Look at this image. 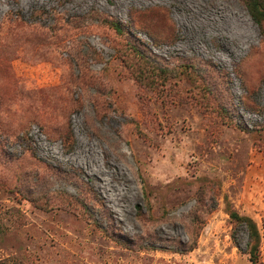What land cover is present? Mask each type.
<instances>
[{"label": "rangeland", "instance_id": "374dc122", "mask_svg": "<svg viewBox=\"0 0 264 264\" xmlns=\"http://www.w3.org/2000/svg\"><path fill=\"white\" fill-rule=\"evenodd\" d=\"M227 206L264 264V22L241 0H0V261L250 264Z\"/></svg>", "mask_w": 264, "mask_h": 264}, {"label": "trees", "instance_id": "16d2710c", "mask_svg": "<svg viewBox=\"0 0 264 264\" xmlns=\"http://www.w3.org/2000/svg\"><path fill=\"white\" fill-rule=\"evenodd\" d=\"M248 11L251 19L258 25L264 22V0H241ZM113 28L120 31V27L111 23ZM146 70L154 73L155 79L165 83L168 80V75L163 71L162 67L156 62L147 60L143 63ZM72 144V143H71ZM228 216L233 223L232 239L236 241L237 231L244 229L246 233L245 254L248 255L250 264H261L259 261L260 250V234L256 224L247 216H241L236 211L227 206ZM0 264H23L20 261L13 259L1 260Z\"/></svg>", "mask_w": 264, "mask_h": 264}, {"label": "bare ground", "instance_id": "6f19581e", "mask_svg": "<svg viewBox=\"0 0 264 264\" xmlns=\"http://www.w3.org/2000/svg\"><path fill=\"white\" fill-rule=\"evenodd\" d=\"M222 14V13H221ZM213 17V16H212ZM206 18V17H205ZM215 18V17H214ZM213 19V18H212ZM203 20V19H202ZM217 29V28H216ZM84 149H85V147H84ZM81 150V149H80ZM82 151V150H81ZM80 153V152H79ZM103 186H102V189L104 190V191H106V190H112L113 192H115V191H119V190H114V189H112L111 188V186L109 185V183L107 182V181H104L103 182V184H102ZM117 194L118 195H121V194H123L122 193V190L120 191V192H117Z\"/></svg>", "mask_w": 264, "mask_h": 264}]
</instances>
